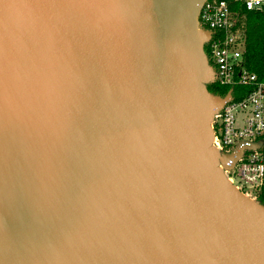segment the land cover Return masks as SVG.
Listing matches in <instances>:
<instances>
[{
  "label": "water",
  "instance_id": "water-1",
  "mask_svg": "<svg viewBox=\"0 0 264 264\" xmlns=\"http://www.w3.org/2000/svg\"><path fill=\"white\" fill-rule=\"evenodd\" d=\"M204 1L0 0V264H264L219 169L243 146H211Z\"/></svg>",
  "mask_w": 264,
  "mask_h": 264
},
{
  "label": "built area",
  "instance_id": "built-area-1",
  "mask_svg": "<svg viewBox=\"0 0 264 264\" xmlns=\"http://www.w3.org/2000/svg\"><path fill=\"white\" fill-rule=\"evenodd\" d=\"M231 4H240L250 12L264 13V0H205L196 26L208 33L203 53L212 77L206 85L228 88L224 102L213 115L210 129L211 146L221 156H231L243 146L231 170L219 169L241 194L255 196L264 188V152L259 142L264 134V81L244 69V26ZM247 86L251 91L242 99H234L233 87ZM252 144L256 148H250Z\"/></svg>",
  "mask_w": 264,
  "mask_h": 264
},
{
  "label": "trees",
  "instance_id": "trees-1",
  "mask_svg": "<svg viewBox=\"0 0 264 264\" xmlns=\"http://www.w3.org/2000/svg\"><path fill=\"white\" fill-rule=\"evenodd\" d=\"M231 5L244 26V69L259 81H264V13L246 11L240 4ZM227 90L217 85L207 86V91L212 95L224 96ZM250 91L251 88L247 86L233 87L234 99L240 100ZM259 142L264 152V134ZM254 201L264 206V188L255 195Z\"/></svg>",
  "mask_w": 264,
  "mask_h": 264
},
{
  "label": "clouds",
  "instance_id": "clouds-1",
  "mask_svg": "<svg viewBox=\"0 0 264 264\" xmlns=\"http://www.w3.org/2000/svg\"><path fill=\"white\" fill-rule=\"evenodd\" d=\"M4 10L6 13L11 12L17 8V5L15 4H4Z\"/></svg>",
  "mask_w": 264,
  "mask_h": 264
},
{
  "label": "bare ground",
  "instance_id": "bare-ground-1",
  "mask_svg": "<svg viewBox=\"0 0 264 264\" xmlns=\"http://www.w3.org/2000/svg\"><path fill=\"white\" fill-rule=\"evenodd\" d=\"M228 183L231 184L230 181H228ZM243 196L248 198V199H251L249 196H245V195H243ZM251 200H253V199H251Z\"/></svg>",
  "mask_w": 264,
  "mask_h": 264
},
{
  "label": "rangeland",
  "instance_id": "rangeland-1",
  "mask_svg": "<svg viewBox=\"0 0 264 264\" xmlns=\"http://www.w3.org/2000/svg\"><path fill=\"white\" fill-rule=\"evenodd\" d=\"M250 198L254 200L255 199V196H253V194H251L250 195Z\"/></svg>",
  "mask_w": 264,
  "mask_h": 264
}]
</instances>
